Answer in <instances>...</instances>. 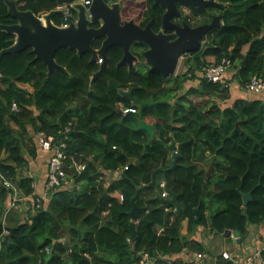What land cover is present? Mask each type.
Segmentation results:
<instances>
[{
  "label": "trees",
  "instance_id": "obj_1",
  "mask_svg": "<svg viewBox=\"0 0 264 264\" xmlns=\"http://www.w3.org/2000/svg\"><path fill=\"white\" fill-rule=\"evenodd\" d=\"M146 1L141 25L151 21L159 30L164 8L155 0ZM219 1L227 3L220 9L222 25L207 33L199 50L185 54L187 70L181 74L164 76L150 66L142 73L118 66L124 51L114 45L108 50L107 71L91 90L102 58L91 61V52L79 55L76 49L61 48L56 60L69 72L58 70L49 77L47 65L34 60L31 47L2 57L0 72L12 80L0 81V264H135L145 251L179 259L184 249L203 253L212 264H235L224 253H241L244 241L227 231H238L246 239L251 224L260 228L257 242L264 244V93H239L233 99L235 88L210 82L205 75L207 66L230 57L229 83L236 78L245 88L255 74L264 78V0ZM57 6L56 0H26L19 8L42 15ZM208 8H198L205 18ZM73 12L77 18V10ZM16 21L0 0V23ZM54 21L61 24V14ZM103 39L96 38L93 46L99 48ZM14 41V34L0 30V50ZM133 47L137 52L147 45L135 42ZM190 80L194 83H187ZM185 85L189 86L182 91ZM130 88L131 99L120 93ZM192 95L207 99L206 104L193 101ZM120 106L137 108L138 125L142 118L154 123L153 139L161 144L144 151L139 143L147 145L150 135L140 128L135 136V128L123 123L131 114H120ZM68 125V162H87L76 178L82 190L52 189L38 206L35 176L25 172L30 158L43 162L39 188L46 187L54 151L38 150L36 134L59 137ZM171 135L179 152L172 170V152L166 147ZM160 167L156 184L150 186L153 171ZM68 172L71 176L75 168ZM5 176L27 196L29 205L28 215L13 216L9 222L6 210L14 201V190L3 184ZM162 180L169 196L178 195L182 216L161 201L156 186ZM250 191L252 198L244 206L242 193ZM134 196L141 213L137 235L131 239L128 212ZM10 227L14 230L7 240ZM205 233L224 238L220 250L209 249ZM225 243L229 250L222 248ZM164 262L158 264H168Z\"/></svg>",
  "mask_w": 264,
  "mask_h": 264
},
{
  "label": "water",
  "instance_id": "obj_2",
  "mask_svg": "<svg viewBox=\"0 0 264 264\" xmlns=\"http://www.w3.org/2000/svg\"><path fill=\"white\" fill-rule=\"evenodd\" d=\"M4 1L8 5V11L17 21L12 24L0 23V30L15 35L14 43L0 50V63L5 54L20 52L31 47L35 54L34 60H40L47 65L49 77L58 70L69 72L65 66L56 60V53L61 48L76 49L79 55L91 52V61H95L98 56L103 58L99 70L91 78V90L94 89L97 78L107 71L109 67L108 50L114 45L122 46L124 51L118 66L127 65L132 70L136 68V63L144 61L151 68L163 73L164 76L176 75L184 55L199 50L207 33L222 25V14H215L211 22L195 27L187 23H184L183 26L173 23L171 18L179 14L178 3L183 2L191 7H217L219 9H223L227 5V3L219 0H155L165 9L161 29L155 31L151 21L142 26L135 19L123 20L120 1L92 0L91 4L86 6L82 0H56L58 6L68 3L77 10L76 20H71L68 26H63L54 21V17L61 13L59 7L43 14L41 18L30 9L19 8L15 0ZM98 22H101L99 27L92 25V23ZM168 29H172L173 32H165ZM101 37H104L102 45L95 48L93 46L94 40ZM135 42L145 43L147 48L135 52L133 47ZM140 54L144 57L143 60L140 58ZM6 79L12 80L11 77L4 76L0 72V81ZM133 89H121L120 93L131 99ZM118 112L123 114L121 108H118ZM124 115L126 116V114ZM140 128L145 130L151 139L155 137L154 123H149L142 118ZM166 147L172 152L173 164L169 168L172 170L177 166L179 158L177 141L173 135H171V141L166 143ZM160 170L162 167L153 171L150 186L156 184V177ZM242 194L244 206H247L252 198V192H243ZM136 198L137 196L132 198V209L128 212L131 219V239L137 235L136 223L141 213V206ZM161 201L174 207L176 214L182 216L183 207L178 200V195L162 197ZM195 214V222L198 223L201 220L198 207L195 208ZM9 229L10 232L5 235L7 240L13 233L14 227ZM227 233H232L239 242L245 239L244 236H240L238 231L228 230Z\"/></svg>",
  "mask_w": 264,
  "mask_h": 264
},
{
  "label": "built area",
  "instance_id": "obj_3",
  "mask_svg": "<svg viewBox=\"0 0 264 264\" xmlns=\"http://www.w3.org/2000/svg\"><path fill=\"white\" fill-rule=\"evenodd\" d=\"M18 3V6L24 5L26 0H15ZM82 2L89 6L92 0H82ZM61 8L62 22L61 25L68 26L71 20L74 18V7L72 4L65 3L58 6ZM43 15V14H42ZM42 15L40 17L42 18ZM102 63L103 58L98 59ZM233 69L232 59L230 57L223 58L219 63L210 64L205 68V75L208 81L213 83H219L223 86H228L230 83L228 81V73ZM248 93H262L264 92V78L255 74L249 83L244 88ZM17 103H13V109L17 110ZM124 114L136 113V107H124L120 106ZM72 122H70L71 124ZM70 126H66L63 135L59 137L54 134H47L43 131H39L36 134V138L39 143L38 150L54 151V155L50 158L48 162L49 172H48V181L46 183L45 192L43 194L33 193L36 196L35 200L37 205L40 206L44 199L50 194L52 189L58 190L61 188H72L76 190H82V182H77L76 178L79 177L87 168V162L78 161L74 159L72 162H68V148H69V132ZM61 131V130H60ZM59 131V132H60ZM74 169L75 173L72 172V177L69 176L68 169ZM114 175H120L119 171H115ZM71 177V178H69ZM103 178V177H102ZM101 178V179H102ZM3 184L9 189L14 190V201L13 205L20 200L27 202V196H24L19 190V188L8 178L3 177ZM164 181V180H163ZM34 185V184H33ZM163 187L165 182H163ZM164 195H168V192L165 190ZM174 210V207L168 206L167 210ZM163 229V228H162ZM246 256L241 259L238 254L231 255V253H224L225 257L235 260V264H264V244L262 245H253L247 244L245 247ZM49 250V248H48ZM159 260H165L164 263L175 264L176 260H181V263H192L193 264H203L205 261V255L203 253H194L188 249L181 251L180 258L178 259L175 255H160L153 256L148 251L142 253L141 257L135 264H158Z\"/></svg>",
  "mask_w": 264,
  "mask_h": 264
},
{
  "label": "rangeland",
  "instance_id": "obj_4",
  "mask_svg": "<svg viewBox=\"0 0 264 264\" xmlns=\"http://www.w3.org/2000/svg\"><path fill=\"white\" fill-rule=\"evenodd\" d=\"M115 1V0H113ZM124 3H125V11H124V17L126 19H130V18H136V19H139L140 18V14L142 12V10L144 9V6H145V0H122ZM217 10L220 11L219 8H217ZM149 69V65L146 64V62L142 61V62H138L136 63V70L139 71V72H146L147 70ZM187 70V67L184 65V61L182 59V62L177 70V74H181L182 72L186 71ZM171 82H168L167 85L171 84ZM187 83L189 84H193L194 81L193 80H190L188 81ZM232 84V81L230 83V86ZM189 85H185L184 89H182V91H184ZM30 89V87H28ZM233 88H234V85H233ZM254 94V93H252ZM255 95V94H254ZM193 101L195 102H198V103H201V104H206V101L207 99H202L200 96L198 95H192L190 97ZM221 105H223V102L220 101ZM138 115L135 114H131V115H128L127 119H125L123 121V123H125L126 125H129V126H132L133 128H135V136H139V132H141L142 130L140 129V125H138ZM11 125H13L15 128L16 126L12 123L11 121ZM144 131V130H143ZM140 146L143 148L144 151H150L152 150L154 147H156L157 145H160L161 143L158 141V139H151L150 137V140H149V143L146 145V144H143V143H139ZM33 159L30 158V162L32 161ZM30 170V168L28 167V169L26 170V173ZM159 180H161V178H159ZM158 180V181H159ZM163 180L161 182H158L157 183V186H156V192L163 198H166V197H171L168 195H164V192H165V187H163V185H160V184H163ZM49 197V195L47 196ZM17 203L14 204V206L16 205ZM5 212H2L1 214L3 215V218H5ZM15 213H16V208H14L13 210H10L7 212L6 214V220H9L11 219V217L15 216ZM188 223V222H187ZM187 228V227H186ZM186 228H185V231H186ZM250 234L247 236L246 239H244L243 241V245H242V248H241V253L239 251H235V254H238L239 257H241V259L243 257H245L247 254H246V249L243 248L244 246H246L247 244H253V245H262V244H259L257 242V239H258V235H260V228L257 227L255 224H251L250 225ZM208 231V229H207ZM205 237H206V240H205V243L209 246V249L213 250L214 249V246L217 248V251L221 249V241L223 239V242H224V238L221 237V236H215V237H212L209 233H205L204 234ZM209 236V237H208ZM226 246H228L227 244H225ZM225 245L222 247L224 249ZM212 247V248H210ZM230 252V251H229ZM233 255V254H232ZM234 260V259H233ZM235 262V260H234ZM188 264V263H186ZM203 264H212L211 263V258L209 257V260H206L204 261Z\"/></svg>",
  "mask_w": 264,
  "mask_h": 264
},
{
  "label": "flooded vegetation",
  "instance_id": "obj_5",
  "mask_svg": "<svg viewBox=\"0 0 264 264\" xmlns=\"http://www.w3.org/2000/svg\"><path fill=\"white\" fill-rule=\"evenodd\" d=\"M108 1L109 2H113V0H108ZM115 1H120L121 2L122 19L123 20H128V19H126L124 17L125 3L122 0H115ZM146 7H147V1L145 0L144 9L142 10V12L140 14L141 15V19L138 20V19L133 18V17L130 18V19H135V21H137L141 25L142 24L141 21L144 18V10H145ZM178 7H179V14L176 15V16H173L171 18V21L173 23H176V24L180 25V26H183L184 23H187L190 26L195 27V26H198V25L206 23V22H211L212 18H213V15L221 14V12L219 10H217V7H211V8H208L209 15L207 16V18H205L204 17V13L202 11L198 10V8H201V7H191L189 5H186L183 2H179L178 3ZM194 8H197V9H194ZM164 12H165V9H164ZM163 13H162V16H163ZM38 16H40V15H38ZM208 17H210L209 21L207 20V19H209ZM92 25L96 26V27H99L101 25V22L92 23ZM161 25H162V19H161ZM142 26H145V25H142ZM160 29H161V26L159 27V30ZM159 30H155V31H159ZM165 32L169 33V32H173V30L172 29H168V30H165Z\"/></svg>",
  "mask_w": 264,
  "mask_h": 264
},
{
  "label": "crops",
  "instance_id": "obj_6",
  "mask_svg": "<svg viewBox=\"0 0 264 264\" xmlns=\"http://www.w3.org/2000/svg\"><path fill=\"white\" fill-rule=\"evenodd\" d=\"M141 19V15H140V18L138 19V20H140ZM247 49V47L245 48V50ZM150 66V65H149ZM151 67V66H150ZM232 70V69H231ZM231 70L229 71V73L231 72ZM233 72H234V70H233ZM231 83V82H230ZM233 85H234V88H235V96H233V99H235L236 97H239L238 95H239V93H242V94H247L249 97H251V95H253L252 93H248V92H246V90L244 89V88H241V86L237 83V81H236V78H234V80L232 81V84H231V87H233ZM262 93H264V92H262ZM259 94H261V93H259ZM233 102V101H232ZM232 102L230 103H228L227 105H231L232 104ZM200 104V103H199ZM43 166H44V163L42 162V163H40L39 162V160H37V159H33L31 162H30V165H29V168H30V170L27 172L29 175H33V176H35V178H34V185H35V187H36V190H35V192L34 193H44L45 192V186H43V188H39L40 187V182H41V180H42V171H43ZM44 172V171H43ZM26 173V172H25ZM36 177H38V179L36 178ZM48 198V197H47ZM46 198V199H47ZM28 207H29V205H28V202H26V201H23V200H20V201H18L17 202V204L14 206L13 205V203H11V204H9L8 206H7V210L6 211H10V210H13L14 208H16V213H15V216H17V217H24V216H26V215H28ZM5 211V210H4ZM13 218L11 217V219H10V221L12 220ZM187 227V221H185V224H184V228H183V231L184 232H186L185 231V228ZM187 229V228H186ZM9 232V230H7L6 229V233H8ZM263 242V241H262ZM225 244H227V243H225ZM224 244V245H225ZM223 245V246H224ZM228 245V244H227ZM229 245L228 246H226L225 245V247H224V249H228L229 250ZM245 247V246H244ZM243 247V248H244ZM235 251L236 250H234V251H231V252H229V253H231V255L233 254H235Z\"/></svg>",
  "mask_w": 264,
  "mask_h": 264
},
{
  "label": "clouds",
  "instance_id": "obj_7",
  "mask_svg": "<svg viewBox=\"0 0 264 264\" xmlns=\"http://www.w3.org/2000/svg\"><path fill=\"white\" fill-rule=\"evenodd\" d=\"M58 7V6H57ZM75 20H76V18H75ZM184 57H185V55H184ZM184 57H183V60H184ZM124 114V113H123ZM135 114V113H134ZM50 195V194H49ZM47 198V197H46ZM9 233V232H8ZM7 234V233H6Z\"/></svg>",
  "mask_w": 264,
  "mask_h": 264
}]
</instances>
